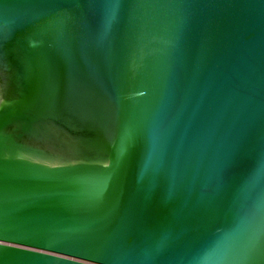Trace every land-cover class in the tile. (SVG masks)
<instances>
[{"label": "water", "instance_id": "95a60500", "mask_svg": "<svg viewBox=\"0 0 264 264\" xmlns=\"http://www.w3.org/2000/svg\"><path fill=\"white\" fill-rule=\"evenodd\" d=\"M0 264H264V0H0Z\"/></svg>", "mask_w": 264, "mask_h": 264}]
</instances>
